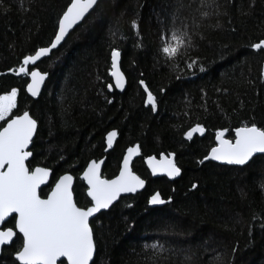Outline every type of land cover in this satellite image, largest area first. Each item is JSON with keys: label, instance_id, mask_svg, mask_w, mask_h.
Returning a JSON list of instances; mask_svg holds the SVG:
<instances>
[{"label": "trees", "instance_id": "16d2710c", "mask_svg": "<svg viewBox=\"0 0 264 264\" xmlns=\"http://www.w3.org/2000/svg\"><path fill=\"white\" fill-rule=\"evenodd\" d=\"M68 2L0 0V93L17 88L12 114L28 111L37 121L27 164L52 172L42 197L69 173L75 178L74 200L87 206L79 176L88 162L105 157L101 176L111 179L125 149L139 144L141 155L132 169L146 186L90 221L91 264H264V156L244 167L202 162L216 144L218 129L228 128L225 137L233 139L232 130L244 124L264 128V52L250 47L264 38V0H217L219 14L206 18L195 11L199 0H183L193 8L185 21L193 46L181 47L171 60L159 51V38L178 0H99L63 44L37 64L48 77L33 100L25 92L27 77L7 69L48 46ZM112 48L121 52L127 79L122 94L107 88ZM193 59L197 63L188 69ZM140 80L157 100L155 112L144 103ZM197 123L204 126V136L187 139L183 133ZM110 130L118 138L104 154ZM161 154L175 156L181 169L177 180L151 178L143 160ZM155 192L166 204L150 208L148 198ZM13 224L10 219L4 227ZM21 242L2 249L0 264H14Z\"/></svg>", "mask_w": 264, "mask_h": 264}, {"label": "snow or ice", "instance_id": "6c2138e0", "mask_svg": "<svg viewBox=\"0 0 264 264\" xmlns=\"http://www.w3.org/2000/svg\"><path fill=\"white\" fill-rule=\"evenodd\" d=\"M97 4L98 0H70L58 16L57 29L48 46L36 48L33 54L24 55L19 67L7 69L16 75L29 77L26 89L33 97L37 96L48 75L40 70L37 62L60 45L69 30L84 20L89 10ZM219 7L217 0H199L195 11L199 12L201 18H206L213 14L218 15ZM207 9H214L215 12ZM192 11L191 4L178 0V6L171 13L169 27L161 31L159 51L166 60L179 54L181 47L187 49L193 46L189 25L185 22ZM130 25L136 29V19L131 20ZM216 27H219V23ZM250 47L264 52V38L252 43ZM110 54V75L114 78V86L123 89L125 78L118 63L121 52L118 48H112ZM196 63V59L191 60L187 63V68L192 69ZM200 70L204 71L203 66ZM139 84L147 94L144 103L150 105L155 112V96L143 80ZM107 87L111 90L113 84H108ZM163 91L161 88V92ZM17 96L18 89L15 87L0 93V121H5L0 126V246L10 245L18 239L22 241L13 253L14 264H58L60 258H65L66 264H90L94 254L90 218L101 210L109 209L121 193H133L145 185V181L130 167L132 158L140 151L139 146L127 149L118 175L111 179L101 176L100 162L92 160L87 164L82 173L83 180L87 183V197L90 198L87 206H78L74 200L73 177L68 173L60 175L46 197L42 198L39 190L49 180L51 170L39 165L30 167L26 163L32 155L27 149L37 129V121L28 111L12 114L17 108ZM204 131V126L197 123L189 127L183 135L191 140L195 133L203 134ZM232 131L235 134L233 139L225 137L229 132L228 128L216 131V144L210 148L204 160L211 158L229 165H245L254 154H264V128L251 123L236 127ZM116 137L115 130L106 134L108 148L113 146ZM171 155L161 154L158 161L154 156L146 158L153 174L158 171L165 172L170 177L180 174L181 169L170 158ZM196 187V184L192 185V188ZM148 203L157 205L164 204L165 201L156 192L149 198ZM8 219H14L12 227L3 226ZM151 248L157 249L158 244L153 243Z\"/></svg>", "mask_w": 264, "mask_h": 264}, {"label": "water", "instance_id": "95a60500", "mask_svg": "<svg viewBox=\"0 0 264 264\" xmlns=\"http://www.w3.org/2000/svg\"><path fill=\"white\" fill-rule=\"evenodd\" d=\"M98 2H99V0H98ZM95 6H96V5H95ZM95 6H94V8H95ZM94 8H93V9H94ZM93 9L89 10V13L86 14L85 18L91 13V11H92ZM82 22H83V20H82L81 22H79L77 25H74L73 28L69 30V33L66 35V38H67L68 35L73 31V29H75L77 26H79ZM66 38H65V40H66ZM65 40H64V41H65ZM64 41H62L61 44L58 45L55 49H52V50L50 51V53H49L46 57H42L40 61H42L43 59L49 57L50 54H51V52L57 50V49L63 44ZM40 61H38L37 64H38ZM110 62H111V59H110ZM118 63H119L120 71L122 72L121 67H120V60H119ZM10 73H12V72H10ZM122 73H123V72H122ZM263 73H264V64H263ZM13 74H14V76H16V77L23 76V75H16L15 73H13ZM123 74H124V73H123ZM47 77H48V75H47ZM47 77L45 78L44 83L41 85L39 93H38L37 96H35V97H33L30 93H28V92H27V89H26V87H25V92H26V94H27L31 99L36 100V99L40 96V94H41V92H42V90H43L44 84H45V82H46V80H47ZM110 78H111V81H112V84H113V88H112L111 90L108 89V91H109V92H112L113 89H114V90H116L117 93L122 94V93L125 91L126 86H127V79H126L125 75H124V78H125V85H124V88H123V89L115 88V86H114V84H115L114 78L111 77V75H110ZM27 79L29 80V77H27ZM139 85H140V84H139ZM140 86H141V85H140ZM141 88H143V86H141ZM143 90H144V88H143ZM145 94H146V93H145ZM146 98H147V94H146ZM147 106H149V105H147ZM36 131H37V129H36ZM36 131H35L34 134H33V139H32V141H33L34 138H35ZM110 131H112V130H110ZM115 131H116V130H115ZM116 132H117V131H116ZM204 134H205V131H204L203 134L195 133V134L193 135V137H194V136L203 137ZM234 135H235V134H234ZM117 138H118V133H117V137H116V138L114 139V141H113V146H112L111 148H108V147H107V142H106V135H105V137H104V140H105V141H104L105 148H104V150H103V153H104V154H107L108 152H110V151L114 148V145H115V143H116ZM32 141H31V143L29 144V147H28V149H27L28 151H30V149H31ZM215 143H216V140H215ZM133 146H139V144H134ZM133 146H130V147H133ZM128 148H129V147H128ZM128 148L125 149L124 154L126 153V151H127ZM139 149H140V147H139ZM30 152H31V151H30ZM124 154H123V155H124ZM140 155H141V150L139 151V153H138L137 155H135V156L132 158V161H131V163H130V167H131V168H132V164H133V162H134L138 157H140ZM31 156H32V155H31ZM31 156L29 157V160L31 159ZM257 156H264V154H260V153L254 154L253 157L250 158V160H249L245 165H247V164H248L253 158H255V157H257ZM148 157H149V156H148ZM154 157H155V156H154ZM146 158H147V157H146ZM146 158H144V165H145L146 169L148 170V172H149L151 178H166L168 181H174V180H177V179L180 177V175H181V171H180V174H179V175H177V176H173V177H170V176L167 175V173H165V172H160V171H158V172H156L155 174H153L152 170L148 167V164H147V162H146ZM155 158H156L157 161H158V160L160 159V156H159V157H155ZM170 158H171V159L173 160V162H174V160H175V156H174V155H171ZM122 159H123V157H122ZM122 159H121V162H120V166H121V163H122ZM29 160H28V161H29ZM28 161H26V163H27ZM91 161H92V160H91ZM89 162H90V161H89ZM89 162H88V163H89ZM97 162H100V165H101V168H100V174H101L102 169H103V165H104V162H105V157H102L101 159L97 160ZM202 162H204V163H206V162H212V163H214V164H218V165H221V166H231V167H244V166H245V165H229V164H227L226 162L212 160L211 158H209V159H207V160H204V159H203ZM120 166H119V168H120ZM86 167H87V165H86ZM86 167H85V168H86ZM85 168H84V169H85ZM132 171H133V169H132ZM82 173H83V171H82ZM82 173H81L80 176H79V180L82 181L83 184H84V186L86 187V192H85V194H86V196H87V183H86V181L83 180ZM118 173H119V171H118ZM118 173H117V175H118ZM68 174H69V173H68ZM62 175H63V174H62ZM70 175H71V174H70ZM51 177H52V172L50 171V178H49V180L46 182L45 185H42V186H41V189L46 188V187H48V186L51 184ZM72 177H73V176H72ZM57 179H58V178H57ZM144 181H145V180H144ZM74 182H75V178L73 177V186H74ZM54 183H55V182H54ZM145 186H146V182H145L144 187H143V188H138L136 192H133V193H121V195L117 198V200H116V201H113V204L109 206V209H110L112 206H114V205L120 200V198L127 197V196H134V195H136L137 193H140L141 191H143V189L145 188ZM41 189H40V190H41ZM50 189H51V188H50ZM40 190H39V192H40ZM49 191H50V190H49ZM155 193H156V192H155ZM153 194H154V193H153ZM153 194H152V195H153ZM152 195H151V196H152ZM151 196H150V197H151ZM150 197H149V198H150ZM42 198H44V197H42ZM87 198H88V197H87ZM149 198H148V200H149ZM161 199H162V198H161ZM88 200H90V198H88ZM164 201H165V200H164ZM165 204H166V201H165L164 204H157V205H151V204L148 203V206H149L150 208H156V207H162V206H164ZM109 209L101 210L99 213L94 214V217H93V218H95V217H96L98 214H100L101 212H106V211H108ZM93 218H90V221H91ZM8 220H10V219H8ZM8 220L6 221V223L8 222ZM6 223H4V225H5ZM4 225H3V226H4ZM10 245H11V244H10ZM10 245L0 246V255H1V251H2V249L5 248V247H8V246H10ZM94 256H95V244H94V254H93V259H94ZM60 261H64V262L66 263V259H65V258H60V260H58V264L60 263ZM92 261H93V260H92ZM92 261H90V264L92 263Z\"/></svg>", "mask_w": 264, "mask_h": 264}, {"label": "bare ground", "instance_id": "6f19581e", "mask_svg": "<svg viewBox=\"0 0 264 264\" xmlns=\"http://www.w3.org/2000/svg\"><path fill=\"white\" fill-rule=\"evenodd\" d=\"M74 30V29H73ZM264 74V73H263ZM109 77H110V73H109ZM111 79V78H110ZM112 82V81H111ZM108 88V87H107ZM145 93V92H144ZM150 106V105H149ZM165 155V154H164ZM161 156V155H160ZM165 156H167V155H165Z\"/></svg>", "mask_w": 264, "mask_h": 264}, {"label": "rangeland", "instance_id": "374dc122", "mask_svg": "<svg viewBox=\"0 0 264 264\" xmlns=\"http://www.w3.org/2000/svg\"><path fill=\"white\" fill-rule=\"evenodd\" d=\"M3 123H5V121H0V125L3 124Z\"/></svg>", "mask_w": 264, "mask_h": 264}, {"label": "flooded vegetation", "instance_id": "af4514ba", "mask_svg": "<svg viewBox=\"0 0 264 264\" xmlns=\"http://www.w3.org/2000/svg\"><path fill=\"white\" fill-rule=\"evenodd\" d=\"M144 161V160H143ZM134 163V162H133ZM133 165V164H132Z\"/></svg>", "mask_w": 264, "mask_h": 264}]
</instances>
